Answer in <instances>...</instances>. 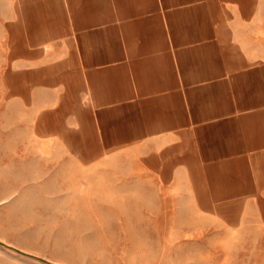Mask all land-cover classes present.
Wrapping results in <instances>:
<instances>
[{"label": "crops", "instance_id": "0c3cea01", "mask_svg": "<svg viewBox=\"0 0 264 264\" xmlns=\"http://www.w3.org/2000/svg\"><path fill=\"white\" fill-rule=\"evenodd\" d=\"M0 171L148 178L264 264V0H0Z\"/></svg>", "mask_w": 264, "mask_h": 264}, {"label": "rangeland", "instance_id": "374dc122", "mask_svg": "<svg viewBox=\"0 0 264 264\" xmlns=\"http://www.w3.org/2000/svg\"><path fill=\"white\" fill-rule=\"evenodd\" d=\"M49 178L5 195L0 171V264H262L261 243L185 210L195 206L157 193L153 180L107 188L99 174L82 189Z\"/></svg>", "mask_w": 264, "mask_h": 264}]
</instances>
